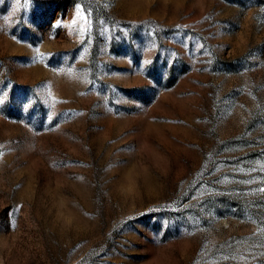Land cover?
Segmentation results:
<instances>
[{"label": "rangeland", "instance_id": "1", "mask_svg": "<svg viewBox=\"0 0 264 264\" xmlns=\"http://www.w3.org/2000/svg\"><path fill=\"white\" fill-rule=\"evenodd\" d=\"M0 264H264V0H0Z\"/></svg>", "mask_w": 264, "mask_h": 264}]
</instances>
